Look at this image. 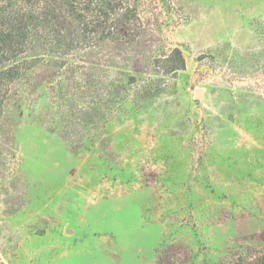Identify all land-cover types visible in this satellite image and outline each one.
I'll return each mask as SVG.
<instances>
[{
	"label": "rangeland",
	"instance_id": "obj_1",
	"mask_svg": "<svg viewBox=\"0 0 264 264\" xmlns=\"http://www.w3.org/2000/svg\"><path fill=\"white\" fill-rule=\"evenodd\" d=\"M140 2L151 35L138 58L39 47L0 62L117 92L102 113L89 109L106 96L81 95L93 125L66 132L51 91L17 107L14 88L0 264H264V0ZM173 48L185 70L156 74L153 57Z\"/></svg>",
	"mask_w": 264,
	"mask_h": 264
},
{
	"label": "trees",
	"instance_id": "obj_2",
	"mask_svg": "<svg viewBox=\"0 0 264 264\" xmlns=\"http://www.w3.org/2000/svg\"><path fill=\"white\" fill-rule=\"evenodd\" d=\"M140 4V0H0V62L39 47L47 53L62 56L99 47L115 48L129 51V55L138 58L135 51L145 45L151 35L141 18ZM151 66L159 75H173L185 70L184 58L177 48L153 57ZM78 80L50 69L37 70L34 63L0 70V130L4 109L14 95L15 87L17 107L33 101V95L39 89L40 100L48 101L47 95L51 91L53 99L59 103L57 116L66 132H71V126L93 125V120H86L88 109L79 110L74 102L82 99L85 92L106 96L101 104L89 109L102 113L117 92L112 84L101 88V84L89 78L84 80L87 86L84 87ZM73 82L79 87L70 91L68 84ZM62 102L68 103L65 112L61 110ZM162 259L158 257V262Z\"/></svg>",
	"mask_w": 264,
	"mask_h": 264
},
{
	"label": "water",
	"instance_id": "obj_3",
	"mask_svg": "<svg viewBox=\"0 0 264 264\" xmlns=\"http://www.w3.org/2000/svg\"><path fill=\"white\" fill-rule=\"evenodd\" d=\"M197 98H201V92L197 93Z\"/></svg>",
	"mask_w": 264,
	"mask_h": 264
}]
</instances>
